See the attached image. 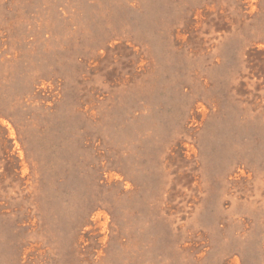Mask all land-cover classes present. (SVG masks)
I'll list each match as a JSON object with an SVG mask.
<instances>
[{
    "label": "rangeland",
    "instance_id": "1",
    "mask_svg": "<svg viewBox=\"0 0 264 264\" xmlns=\"http://www.w3.org/2000/svg\"><path fill=\"white\" fill-rule=\"evenodd\" d=\"M0 264H264V0H0Z\"/></svg>",
    "mask_w": 264,
    "mask_h": 264
}]
</instances>
